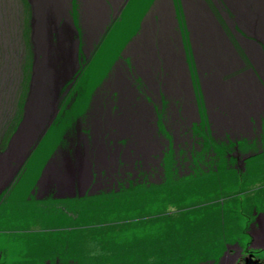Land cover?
Returning <instances> with one entry per match:
<instances>
[{"label":"rangeland","instance_id":"rangeland-1","mask_svg":"<svg viewBox=\"0 0 264 264\" xmlns=\"http://www.w3.org/2000/svg\"><path fill=\"white\" fill-rule=\"evenodd\" d=\"M31 1L0 0V150L8 142L4 136L8 132L6 129L12 128L9 123L22 114L27 95L35 51L29 28L33 12ZM100 1L105 6L106 16L94 33L89 32L91 28L85 11L87 0L63 3L78 29V57L81 55L83 60L76 81L62 99L52 125L23 163V170L15 176V182L6 188L8 191L0 193V264H47L48 260L50 264H220L221 260L223 264H264V143L259 145L254 127L250 131L252 135L246 134L245 144L239 141L233 147H241L244 151L245 156L240 158L231 154V161H225L229 157L226 149L206 145L204 150L209 148L211 152L203 155L201 165L188 170L191 174L187 176L195 175L194 179L175 177L174 172L167 171L173 164L171 151L163 158L167 182L154 185L151 190L130 189L79 197L76 192L72 195L73 190L65 195L55 193L48 197L35 189L36 185L46 181L45 178L61 177L68 169L76 167L68 160L52 162V155L64 141L65 131L74 126L76 117L86 114L95 95L100 97L106 89L119 87L122 77L130 79L125 74L124 64L129 55H140L145 38L155 55L159 48L171 49L173 59L181 65L184 83L187 85L183 72L186 65L190 67V74L187 72L189 82L192 76L191 88L197 92L203 88V93L199 91L200 96L207 95L206 85H202L205 71L197 52L201 43L195 40L192 18L197 4L207 18L216 21L225 31L226 41L242 62L240 67L223 74L221 81L231 83L239 75L250 76L259 88L255 76L261 77L260 68L246 43L258 47L251 43L249 32L247 35L239 28L232 11L220 0H189L191 9L188 0ZM158 3L161 16L157 11ZM166 5L169 9L163 12L161 7L166 9ZM25 27L28 46L24 38ZM65 27L70 51L62 49L68 54L72 51L75 33L68 22ZM60 56V53L54 58L50 56L49 67L60 62ZM138 58L133 62L145 75V81L140 79L145 85L143 82L149 77L142 68L147 71L148 67ZM161 58L154 61L156 69L162 72L163 68H171L172 58ZM168 76L169 81L174 82V76ZM260 80L264 87V81ZM179 92H182L180 87L168 91L174 95ZM250 99L247 98L245 106L251 110L254 105ZM254 99L259 104L256 108L263 110L260 104L263 98ZM174 101L182 103L181 100ZM185 102L184 107L190 103ZM226 108L224 100L223 108L216 111L223 112ZM189 109L191 111L192 107ZM16 127L17 124L13 128ZM210 155L213 163L205 160ZM241 160L245 161L244 170L228 167ZM63 162L68 166L67 170H62ZM55 165L60 170L55 169ZM215 167L220 170L217 174L204 176L214 172ZM225 167L235 172H224ZM53 191L61 190L55 187ZM148 195L152 200L145 198ZM250 243L256 247L248 249ZM205 257L214 259L209 261Z\"/></svg>","mask_w":264,"mask_h":264},{"label":"flooded vegetation","instance_id":"flooded-vegetation-1","mask_svg":"<svg viewBox=\"0 0 264 264\" xmlns=\"http://www.w3.org/2000/svg\"><path fill=\"white\" fill-rule=\"evenodd\" d=\"M159 6L160 4L157 8L158 13ZM221 7L224 8L223 5ZM167 9H169L168 5L165 10ZM159 15L161 16L160 13ZM156 55L163 59L161 54L156 53ZM156 55L153 54L154 61L157 60ZM136 57L138 58L139 55H129L124 64L125 74L130 79L122 77L126 82L123 83V88L106 89L100 97L95 95L90 107H87L86 114L76 117L74 126L65 131L64 141L58 144L56 152L52 155V162L68 160L75 166L77 163L81 166L82 175H86V182H83L80 189L73 185V196L75 192L78 197L79 192L83 193V196H96L120 192L122 189L130 188L131 184L161 183L167 168L163 158L171 151H173V164L170 169L175 173V177L191 174L188 170L200 164L203 155L211 152L209 148L204 150L209 144L211 148L217 145L223 150L226 149L228 156L233 154L236 158H240L242 155L245 156L244 151L241 147H238L239 149L233 147L239 141L245 144L246 134L252 135L250 131L253 127L259 145L264 143V109L260 111L257 109L252 114L248 112L245 117L237 114L234 116H237L236 118L228 116L226 110L216 111L221 110L223 106L214 103L207 95L200 96L199 89L197 92L193 87L191 88L192 76L189 82L190 77L187 72L190 67L186 65L183 66V72L187 85L186 82L182 85L175 83V78L174 82L169 81L170 73L167 69L163 68L161 72L159 68L156 69L154 62L153 68L146 65L149 80L142 85L140 79L145 81V75L135 67L133 61ZM209 72L206 70L203 73V86L204 81H208L213 76ZM179 87L183 93L179 92L177 95L168 93L169 89L177 90ZM205 89L209 91L207 85ZM200 92H204L203 88ZM261 97L264 100V94ZM175 99L181 100L182 103H175ZM263 100L260 103L261 108H264ZM59 101L61 107L62 100ZM185 101L190 103L184 107ZM189 106L192 107L191 111ZM160 118L163 120L164 128ZM247 152L248 150L245 152L246 155ZM205 160L213 163L211 155ZM225 161H231V156ZM241 162L232 163L228 167L242 171L245 161L241 160ZM64 164L62 170L64 168L67 170L68 166ZM58 167L55 165V169L60 170ZM217 169L215 167V170ZM57 173L59 175V172ZM45 180L44 183L35 186V189L44 195L49 197L55 193L59 195L71 193L68 189L54 192L56 178H45ZM3 190L5 191L6 188ZM46 263L50 264V260Z\"/></svg>","mask_w":264,"mask_h":264},{"label":"water","instance_id":"water-1","mask_svg":"<svg viewBox=\"0 0 264 264\" xmlns=\"http://www.w3.org/2000/svg\"><path fill=\"white\" fill-rule=\"evenodd\" d=\"M30 1L31 0H28V2ZM31 2L33 12L30 17L31 21L29 28L31 29L32 34L30 39L34 41L35 51L33 52V62L31 64V75L29 78L27 95L23 102L22 117L17 124L16 129L11 133L4 149L0 150V193L2 192V189H5L12 184L15 180V176L22 169L21 167L23 163L32 153V150L37 147L36 145L42 139L43 134L52 125L53 120L58 114L60 105L59 100H62V98L67 95L76 81L75 79L79 74L78 68L80 62L83 60L81 55L78 57V29L74 26L73 18L70 16L71 12H68V10L63 8L61 14L51 15L48 11V18L45 17L48 13L44 14L45 16L43 15V18H46L45 23H47L44 27L46 28L45 37L47 39V47L53 49L55 56L57 53L61 54L60 62H54L55 64H53L52 67H49L48 60L50 56L46 57V52L39 49L40 34L38 30V14L40 11L35 9L33 0ZM220 2L222 4L224 3L228 9H230L225 0H220ZM68 6H70L71 10L70 3ZM68 19L69 22L67 21ZM212 19L215 20L213 17ZM67 22L75 33V39L71 49L72 51L68 54L62 49L65 48L67 51H70L67 46V38H64V31L59 28V26L66 24ZM239 28L246 32L242 27L239 26ZM252 39H255L254 35L251 37V40ZM55 44L59 45L56 46ZM259 46L261 49L263 48L262 51H264V42H260ZM85 56L87 57L86 54ZM63 85H65V87L60 91ZM258 87L259 89L263 88L260 86V83ZM246 97L251 98V92H249V95ZM251 99L250 100L253 101L252 105H254L253 107L250 106L252 108L251 110L245 105L244 107L233 105L229 112L233 115H237V113L233 111L238 110V113L242 114L244 117L245 115H243V113L247 114L249 112L251 114V112H255L259 104L254 98ZM241 159L244 160L245 157H242ZM12 162H14V164H12ZM63 176L55 177L56 188H59L61 191H65L66 189H68V191H73L75 186L80 189L81 185L86 180V175H82L81 166H78L77 163L74 169H68L67 173ZM73 185L75 186L73 187ZM56 195L60 196L59 194ZM78 195L82 196L83 193L79 192ZM255 247L251 243L247 246L248 249Z\"/></svg>","mask_w":264,"mask_h":264},{"label":"bare ground","instance_id":"bare-ground-1","mask_svg":"<svg viewBox=\"0 0 264 264\" xmlns=\"http://www.w3.org/2000/svg\"><path fill=\"white\" fill-rule=\"evenodd\" d=\"M64 1L66 3L67 0H33L35 9L40 11L38 14L39 16L38 30L40 34L39 49L46 52L45 54L46 57L54 56L53 54L54 52L53 49L47 47V39L45 37L46 28H44L45 24L47 23H45V21L46 18L49 17V13L51 15L61 14L63 8H65L63 6ZM225 1L230 8L229 10L232 11L234 15V20H236L237 24L239 23L240 27L246 30L247 33L249 32L248 34L251 37L254 35L255 40L263 43L264 42V0H225ZM187 5L188 8L191 9L192 4L191 2H189V0ZM85 9L87 13L85 14L88 18L89 26L91 28L89 32L94 33L100 27L101 21L106 16L105 6L100 0H87V6H85ZM161 10L164 12L165 6L161 7ZM194 11L195 13L192 14V18L194 22L195 40L197 39L196 41L197 42L199 41L201 43L197 51L199 54L200 64L204 71L211 70L210 74L213 75L208 81H204V84L207 85L209 88V91L207 92V96H209V99H211L214 103H218L221 106H224V100H225L227 106L226 108L227 115L234 117L235 115L229 112L231 107L233 105L244 107L245 101L248 98L246 96L249 95V92H251V98L261 97L264 94V89H263L264 87L260 80L261 78L264 81V68H263L264 53H262L263 52L261 51L262 49L255 41L251 40L252 42L251 41L250 42L256 44L258 49L254 47L252 44L249 45L246 43L247 45L246 48L251 52L252 58L254 59V62H256L257 67L260 68L259 72L261 74V77L259 78L255 76L256 82L258 81L260 83V86H262L263 88L261 89L257 88V85L253 83L254 81L253 78H251L250 76L249 78L248 76L239 75L235 77L231 83H226L223 80L221 81V76L223 74L232 71L233 70L232 68L240 67V65H242V62L240 61L237 53L234 51L233 46L230 45L228 41H226V33L224 30H222L221 26H219L216 21H212L209 18H207L206 15L203 13V11H201L199 4H197L194 7ZM46 13H48V15L45 16L44 14ZM43 15L46 17L45 19L43 18ZM67 21L69 22V19ZM64 26L65 24H62L61 26H59V28L64 31L65 29ZM64 38H65V33H64ZM144 42H145L143 44L144 48L140 51V55L138 54L139 55L138 59L143 60V64L145 66L147 65L153 68L154 67L153 62L155 58L153 56L151 48H149V45L147 44L149 43V40L145 38ZM159 49L160 50H158V53L161 54L163 57L172 58V66L171 68L167 69V71L172 76H174L175 83L178 82V84L182 85L185 82V80H184V76H182L181 73V65L177 64L176 61L173 59V53L171 49L168 48H164L163 50L161 48ZM142 71L146 75L148 74V72L144 70V67L142 68ZM119 82L121 83V80ZM123 83L124 81L121 84H119V87L121 89L123 88L122 87ZM242 83L243 85L241 86ZM214 87H216L217 89L212 90V88ZM233 112L240 114L238 113L239 112L238 110H234ZM243 115H245V113H243Z\"/></svg>","mask_w":264,"mask_h":264},{"label":"crops","instance_id":"crops-1","mask_svg":"<svg viewBox=\"0 0 264 264\" xmlns=\"http://www.w3.org/2000/svg\"><path fill=\"white\" fill-rule=\"evenodd\" d=\"M224 169V172H235L233 169H227V168H223ZM166 171V170H165ZM167 171H170L171 172V169L169 168V169H167ZM208 171H210V170H208ZM220 170H219V167H218V169L217 170H215L214 172H211V174L210 173H205L204 174V176L205 175H208V176H210V177H212V175H215V174H217L218 172H219ZM195 176V175H194ZM194 176H187V175H183L182 177H179V178H189V179H194ZM200 178H202V176L200 177ZM165 182H167V177H166V175H165V178L163 179V181L161 182V183H157V184H154V183H151V185H145V184H141V185H132L131 184V186H130V188H125V189H122V190H120V191H124V190H138V191H141V190H151V188L154 186V185H162V184H164ZM145 194H147V191H145L144 192ZM142 196V194L140 195V196H138V197H141ZM142 198H144V197H142ZM145 198L146 199H151L152 200V197L150 196V195H148V196H145ZM123 202H124V198H123V200H122V204H123ZM260 219H258V221H259Z\"/></svg>","mask_w":264,"mask_h":264},{"label":"trees","instance_id":"trees-1","mask_svg":"<svg viewBox=\"0 0 264 264\" xmlns=\"http://www.w3.org/2000/svg\"><path fill=\"white\" fill-rule=\"evenodd\" d=\"M25 30H26V32H25V34H24V38H25V43H26V46H28V40H27V29H26V27H25ZM23 95V94H22ZM20 104L22 105V101L20 102ZM21 116V115H20ZM19 115L18 116H16L14 119H15V121L14 122H10L9 124L12 126V128H9V129H6L8 132H7V134H5V136H4V140H5V142H7L8 140H9V138H10V134L15 130L13 127L16 125V124H18L19 123V121H20V119H21V117H20ZM12 123V124H11ZM16 123V124H15ZM13 124H15V125H13ZM9 125V126H10ZM4 126H5V124H4ZM6 128H7V126H5ZM4 127V128H5ZM5 130V129H4ZM6 133V132H5ZM22 170H23V168L20 170V172H22ZM6 191H8V190H5L4 192H6Z\"/></svg>","mask_w":264,"mask_h":264},{"label":"snow or ice","instance_id":"snow-or-ice-1","mask_svg":"<svg viewBox=\"0 0 264 264\" xmlns=\"http://www.w3.org/2000/svg\"><path fill=\"white\" fill-rule=\"evenodd\" d=\"M225 256H227V253H224ZM204 259L206 260H211V259H214V258H211V257H205ZM220 264H223V260L220 261Z\"/></svg>","mask_w":264,"mask_h":264},{"label":"clouds","instance_id":"clouds-1","mask_svg":"<svg viewBox=\"0 0 264 264\" xmlns=\"http://www.w3.org/2000/svg\"><path fill=\"white\" fill-rule=\"evenodd\" d=\"M76 80V79H75ZM59 107H60V105H59Z\"/></svg>","mask_w":264,"mask_h":264}]
</instances>
